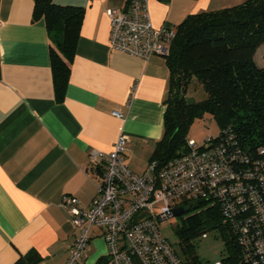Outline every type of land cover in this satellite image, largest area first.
<instances>
[{
	"label": "crops",
	"instance_id": "1",
	"mask_svg": "<svg viewBox=\"0 0 264 264\" xmlns=\"http://www.w3.org/2000/svg\"><path fill=\"white\" fill-rule=\"evenodd\" d=\"M243 2L148 0V13L154 28L175 30L190 15ZM53 3L84 11L60 102L51 39L43 21L32 22L33 1L0 0V264L30 255L38 258L35 264H65L78 230L60 203L70 196L86 208L96 196L100 173L87 165L90 152L110 153L122 134L123 163L141 176L163 135L166 58L145 62L108 46L105 11L123 9L126 0ZM88 238L77 264H109L103 231Z\"/></svg>",
	"mask_w": 264,
	"mask_h": 264
},
{
	"label": "built area",
	"instance_id": "2",
	"mask_svg": "<svg viewBox=\"0 0 264 264\" xmlns=\"http://www.w3.org/2000/svg\"><path fill=\"white\" fill-rule=\"evenodd\" d=\"M105 14L111 50L145 62L169 56L176 32L153 27L148 0H130ZM112 115L122 117L117 111ZM126 144L121 134L110 153L88 155L87 165L100 173L88 207L62 197L60 207L78 230L65 264L82 258L91 228L103 231L109 264H185L161 235L159 223L174 217L175 210L185 214L187 202L216 206L245 264H264V144L241 142L227 127L199 147L187 140L185 153L161 169L149 162L141 176L123 163Z\"/></svg>",
	"mask_w": 264,
	"mask_h": 264
},
{
	"label": "trees",
	"instance_id": "3",
	"mask_svg": "<svg viewBox=\"0 0 264 264\" xmlns=\"http://www.w3.org/2000/svg\"><path fill=\"white\" fill-rule=\"evenodd\" d=\"M32 22L43 21L52 45L49 62L57 102L70 75V65L83 20L80 8L57 6L53 0H32ZM130 2L126 0L125 7ZM176 37L166 57L169 95L165 101L163 135L149 162L161 169L187 151V133L194 121L210 116L222 131L230 127L241 142L264 144V52L262 66L255 63L264 46V0L245 2L218 11L190 15L175 28ZM257 55V56H258ZM195 80L205 93L200 101L187 102L184 93ZM219 131V132H220ZM191 214L176 230L185 264H201L190 241L210 230L224 240L222 264H245L228 227L222 226L216 206L186 203ZM30 255L16 264H35Z\"/></svg>",
	"mask_w": 264,
	"mask_h": 264
},
{
	"label": "rangeland",
	"instance_id": "4",
	"mask_svg": "<svg viewBox=\"0 0 264 264\" xmlns=\"http://www.w3.org/2000/svg\"><path fill=\"white\" fill-rule=\"evenodd\" d=\"M246 1V0H241ZM264 52V46L258 48L256 52L255 63L258 67L262 66V55ZM258 53H261L258 55ZM258 55V56H257ZM184 98L187 102L200 101L205 98V93L203 92L201 86L192 80L188 85ZM219 128L216 123L212 120L210 116H203L201 119H197L190 126L187 139L192 140L197 147L201 146L204 140L211 136L217 137L219 133ZM192 214V213H191ZM189 214H183L180 217H171L165 221L159 223V231L161 235L168 241L170 245L175 249L178 254L182 256L181 249L179 247L178 236L176 235V230L181 226L182 221L185 220ZM97 228H91L89 230L90 234H97L99 230ZM100 238V237H98ZM91 239L90 241H92ZM190 245L193 248L194 256L201 264H215L221 262L223 258L226 257V250L224 240L218 230H210L206 233V238L197 236L190 241Z\"/></svg>",
	"mask_w": 264,
	"mask_h": 264
},
{
	"label": "water",
	"instance_id": "5",
	"mask_svg": "<svg viewBox=\"0 0 264 264\" xmlns=\"http://www.w3.org/2000/svg\"><path fill=\"white\" fill-rule=\"evenodd\" d=\"M184 214V211L182 209H178L174 211V217H180Z\"/></svg>",
	"mask_w": 264,
	"mask_h": 264
}]
</instances>
